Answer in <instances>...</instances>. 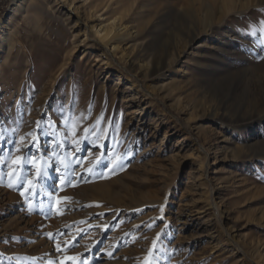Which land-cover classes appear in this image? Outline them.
Instances as JSON below:
<instances>
[{
	"label": "rangeland",
	"instance_id": "1",
	"mask_svg": "<svg viewBox=\"0 0 264 264\" xmlns=\"http://www.w3.org/2000/svg\"><path fill=\"white\" fill-rule=\"evenodd\" d=\"M261 20L264 0H0V264H264Z\"/></svg>",
	"mask_w": 264,
	"mask_h": 264
},
{
	"label": "snow or ice",
	"instance_id": "2",
	"mask_svg": "<svg viewBox=\"0 0 264 264\" xmlns=\"http://www.w3.org/2000/svg\"><path fill=\"white\" fill-rule=\"evenodd\" d=\"M260 25H261V27H260L259 31L261 33H264V20H261L260 21ZM252 34L255 35V30H253ZM256 43H257V45H264V38L259 39ZM102 120H103V116L98 117L95 125H93L91 128H83L82 129V131L86 134L85 137H84L85 139L89 135H94V136L97 137V139L100 138V135L104 131L103 129H100L99 128V125H100V123H101ZM37 126L39 127V122H37ZM29 135H31V133ZM70 135H72L73 137H75L76 136V132H74V131L73 132H70ZM21 139L23 140V137ZM33 141L34 142L37 141V137H33ZM73 143H77V141L74 139L73 140ZM77 150H79V147H77ZM113 157L114 158H112L111 160H109L107 163L104 162L103 157H98L97 160H96L95 165L93 167L89 168V171H94L95 170V167H99V166H102L104 168H108L109 167V164L111 165L110 171H112L113 173L118 168L122 170L123 167H124V165L122 163V160H123L122 155H120L118 153H114L113 154ZM58 159L61 160V163L62 164L64 163V158H59L58 157ZM0 162H2V161H0ZM24 162L25 163H32L33 165H35V163H36L35 160H31V159H29L27 157L24 158ZM14 163L19 164L20 163V159L18 158L16 161H14ZM37 171L39 173V169H37ZM15 177H16V179H19V173H15ZM68 183L70 184L71 181H68ZM8 187H13V183L11 181L9 182ZM21 195H24V193L21 192ZM48 235L51 236L52 234L49 233ZM72 246L75 247V244H73ZM153 247L154 248L156 247V241H153ZM109 255H111V254L109 253ZM150 255H151V253H150ZM70 259H74V258H70ZM50 264H51V262H50Z\"/></svg>",
	"mask_w": 264,
	"mask_h": 264
}]
</instances>
